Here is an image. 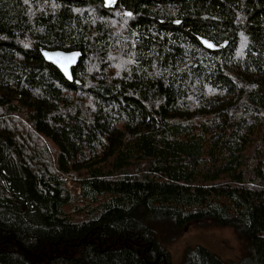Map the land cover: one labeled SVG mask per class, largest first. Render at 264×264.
<instances>
[{
    "label": "trees",
    "instance_id": "obj_1",
    "mask_svg": "<svg viewBox=\"0 0 264 264\" xmlns=\"http://www.w3.org/2000/svg\"><path fill=\"white\" fill-rule=\"evenodd\" d=\"M198 224L247 251L179 264H264V0H0V264H172Z\"/></svg>",
    "mask_w": 264,
    "mask_h": 264
},
{
    "label": "rangeland",
    "instance_id": "obj_2",
    "mask_svg": "<svg viewBox=\"0 0 264 264\" xmlns=\"http://www.w3.org/2000/svg\"><path fill=\"white\" fill-rule=\"evenodd\" d=\"M74 191L75 188L68 184ZM203 247L224 263L239 262L247 247L239 242L232 228L215 227L208 224L187 226L184 233L168 249L172 264L181 262L187 248Z\"/></svg>",
    "mask_w": 264,
    "mask_h": 264
},
{
    "label": "water",
    "instance_id": "obj_3",
    "mask_svg": "<svg viewBox=\"0 0 264 264\" xmlns=\"http://www.w3.org/2000/svg\"><path fill=\"white\" fill-rule=\"evenodd\" d=\"M119 0H103L104 5L107 8H111L112 6L116 5ZM202 45L212 50V45L208 42L203 40ZM41 55L44 60L56 67L59 72L68 80L72 81V72L71 70L76 67L81 57V53L77 51L72 52H64V51H47L40 49Z\"/></svg>",
    "mask_w": 264,
    "mask_h": 264
}]
</instances>
